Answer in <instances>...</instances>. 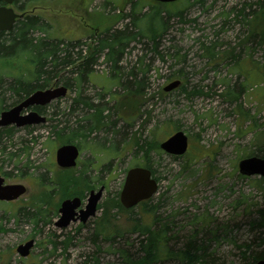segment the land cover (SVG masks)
<instances>
[{
  "label": "rangeland",
  "instance_id": "rangeland-1",
  "mask_svg": "<svg viewBox=\"0 0 264 264\" xmlns=\"http://www.w3.org/2000/svg\"><path fill=\"white\" fill-rule=\"evenodd\" d=\"M107 1L114 10L105 6V0H35L29 5L50 26L35 32L36 38L80 40L91 46L86 33L109 25L123 30L126 24L138 35L115 70L101 55L88 82L45 106V124L13 130L7 142L10 153L0 152V174L7 184L26 186V193L15 201H0V264H129L120 250L129 260L143 256L140 241L145 234L127 231L109 243L95 235V229L107 209L111 222L119 226L128 227L129 219L139 217L140 206L130 212L110 206L118 198L127 169L144 160L158 179L157 192L148 204L155 210L157 228L167 225L166 247L182 249L193 234L196 240H205V248L218 263L242 264L240 247L259 235L258 226L251 228V223L264 209V178H246L237 169L239 158H264V22H250L251 10L257 11L264 0H181L173 5L136 0L139 20L134 25L130 17H118L129 0ZM241 7L248 25L235 19ZM154 10L165 12V26L159 22L151 27L158 33L152 42L145 17ZM123 12H130L128 4ZM176 12L181 16H174ZM85 45L80 48L85 50ZM212 45L217 57L205 49ZM12 63L16 68L24 66L22 60ZM17 75L14 71L0 76V100L5 104L13 99L4 87ZM175 79L181 85L164 91ZM137 81L143 85L136 87ZM82 101L103 109V125L85 137L76 130L88 123L85 119L95 110ZM177 128L187 134L189 146L184 155L172 156L157 145ZM67 136L81 147L74 175L86 172V180L94 188L104 185V191L95 216L85 224L71 222L60 229L54 225L58 205L74 194L65 193L63 185L51 190L45 181L52 169L59 171L54 153ZM11 152L19 155L10 157ZM82 185L72 191L81 189L85 202L88 191ZM203 217L204 224L199 222ZM146 221L151 223L152 216ZM30 238L35 245L22 258L16 246Z\"/></svg>",
  "mask_w": 264,
  "mask_h": 264
},
{
  "label": "trees",
  "instance_id": "trees-1",
  "mask_svg": "<svg viewBox=\"0 0 264 264\" xmlns=\"http://www.w3.org/2000/svg\"><path fill=\"white\" fill-rule=\"evenodd\" d=\"M34 1L35 0H14L13 6L24 15L15 21L11 30L8 32H0V76L4 74L11 75L14 71L18 73L17 76L13 77L12 82L8 85L6 84V87H4L11 92L10 96L13 100L8 105L1 99L0 111L17 104L37 89H45L59 83L66 86L68 89L80 87V85L89 81V75L93 71V66L101 55L104 56L105 62L109 63L112 69L115 70L125 50L138 35L136 32L129 31L128 27H126L128 24H126L123 30H113L111 29L112 25H109L104 28L101 33L93 34L88 38L90 41L92 40V45H89L90 47L83 44L80 40H68L64 42V40L51 37L36 38L34 37L35 32L47 30L50 26L45 23L44 19L39 14L33 13L32 7H29ZM128 3L130 12L118 14V17H130L133 19L134 25L139 20V18L136 17L139 13L137 12L138 2L136 0H129ZM107 5L110 6V3L105 2V6ZM111 8L114 10L113 6ZM152 9L153 7H151V10ZM155 10L153 12L149 11L150 13L145 17L147 30L151 32V36H148V38L152 42H155L158 33L157 31H152L151 27L153 28L154 24H159V22L160 25L164 24L165 26V20H163L164 18L162 19L163 11L154 13ZM243 11L244 8L236 11L235 19H238ZM251 12V23L256 24L255 22L257 20H261L259 23L264 22V2L259 3V9L257 11L251 10ZM173 15L181 16L180 12L173 13ZM245 16L246 14L242 15V17ZM87 17L90 18L89 15H87ZM160 18L161 20H159ZM241 18L239 22L242 24L245 22V24L248 25V21ZM94 19L96 20L97 17ZM134 20H136V22ZM82 45H85V50L80 48ZM213 47L212 45L205 49L207 53H209V56L215 57L216 55L217 57V52L214 51ZM19 60L24 62L23 68H16L17 65L12 63L18 62ZM25 68H28V70ZM7 69H10L9 73H6ZM141 85L143 84L137 81L135 86L140 87ZM137 91L136 89L135 93ZM79 95L80 92L78 96ZM81 103H83L85 107L88 106L95 110L94 113L90 114L89 117L91 118L85 119L88 123H84L85 126H79L76 130L77 134L85 137L86 133H90L94 129H99L103 125V118L101 116V110L103 109L96 108L97 106L87 101H82ZM240 113L245 116L244 112L240 111ZM12 133L13 129L11 127L0 130V152L4 155L9 152L7 151V142L11 141L13 136ZM64 139V143L74 142L71 136H67ZM137 145L140 147L138 141ZM258 147L261 148V146ZM26 148V146L23 147L20 152H24ZM18 155L19 153L11 152L10 157ZM143 165L153 172L147 160H145ZM74 172L75 169L59 170L57 173H54L53 181L58 186L63 185L62 187L63 189L65 188V193H70L71 191L74 195L79 194V196H82L83 191H81V189L72 191V188L83 184L84 190H87L92 188L93 185L89 180H86V172H83L80 176H75ZM111 202L110 208L117 207L118 210L125 212H130L132 210L124 209L117 197L112 199ZM148 203L149 200L140 202L137 205L140 206L139 217L136 219H129L131 223L128 224V227L112 223V218L110 219V215L108 214L109 210L107 209L99 219L100 225L98 224L99 226L96 227L95 235L101 234L107 242L112 243L114 237H121L127 231H138L141 235L145 234L146 239L144 240L146 241H140V249L144 253L143 256L141 255L138 259L129 260L126 252L120 250L123 259L129 264H144L164 259H176L177 264H222V262L218 263L216 257L205 248V240H196L193 234L188 237L187 243L182 249L177 251L169 250L166 247L168 240L166 236L169 232L166 227L167 225H161L157 228L155 210H153V207ZM257 214L258 217L251 223V228L257 225L260 232L259 235H254L255 237L249 242L250 244H245L243 248L240 247L242 264H253L256 260L264 259V209L259 210ZM35 216L36 215L33 213L32 218H35ZM150 216H152V222L148 223L146 218H150ZM199 222L204 224L207 222V218L203 217ZM203 226L204 225H202V227ZM209 231L212 232L211 229ZM212 238H216L214 233Z\"/></svg>",
  "mask_w": 264,
  "mask_h": 264
},
{
  "label": "water",
  "instance_id": "water-1",
  "mask_svg": "<svg viewBox=\"0 0 264 264\" xmlns=\"http://www.w3.org/2000/svg\"><path fill=\"white\" fill-rule=\"evenodd\" d=\"M162 3L173 2L176 0H155ZM1 2L4 3L1 5ZM13 0H0V32L8 31L12 28L16 17L13 8L9 7ZM180 84L179 80L170 82L164 87V91H170ZM65 86L48 88L44 90H36L21 101L16 106L0 113V127L14 125L15 127H23L26 125L43 124L46 118L40 115L37 111H29L26 114H21L24 109L31 106H44L54 99L65 96ZM159 147L169 155H182L187 149V136L181 130L175 131L165 140ZM79 155V150L75 144H63L55 151V161L60 168H72L76 166V160ZM239 172L243 175H261L264 176V159L257 156H250L241 159L238 162ZM3 178L0 176V200L11 201L23 195L26 191L21 184H3ZM157 181L152 177L151 171L148 168L135 166L129 168L126 172L124 182L119 193L120 204L126 208H132L139 202L151 198L157 191ZM104 187L101 186L97 191L91 190L87 197L86 203L82 209L76 211L80 206V198L73 197L64 199L60 207L59 218L55 225L59 228L66 227L71 221H81L85 223L90 217L96 214L97 204L102 196ZM33 240H29L24 244H20L16 248V252L26 257L31 247ZM255 264H264V259L258 260Z\"/></svg>",
  "mask_w": 264,
  "mask_h": 264
},
{
  "label": "flooded vegetation",
  "instance_id": "flooded-vegetation-1",
  "mask_svg": "<svg viewBox=\"0 0 264 264\" xmlns=\"http://www.w3.org/2000/svg\"><path fill=\"white\" fill-rule=\"evenodd\" d=\"M245 7H246V6H245ZM242 8H243V7L239 8L238 10H241ZM238 10H236V11H238ZM236 11H235V12H236ZM242 15H245L244 11L239 15L238 18H241ZM244 24H245V22H244ZM35 109H36L35 107L31 108V110H35ZM37 110H38L39 113H41V114L43 115L44 107H40V108L38 107V108L36 109V111H37ZM4 128H7V127H4ZM8 128H10V127H8ZM11 128H12L13 130H14V129H17V127H14V126L11 127ZM26 128L29 129V128H31V127H22V129H26ZM1 129H3V128H0V130H1ZM80 152H81V150H80ZM53 173H54V170L52 169V176H53ZM0 175H1V174H0ZM4 175H5V174H4ZM1 176H2V175H1ZM2 177H3V176H2ZM3 178H4V177H3ZM51 180H52V181H51ZM45 182H47L48 186H51L50 189L55 190V189L57 188V187H56V188L53 187V185H54L55 183H54L53 179H51L50 177H49V178L47 179V181H45ZM101 186L104 187V185H100L98 188H100ZM94 187H95V185H94ZM94 187H93V188H89L88 190L91 191V190H97V189H98V188H94ZM53 188H54V189H53ZM103 190H104V189H103ZM74 196H76V195H74ZM74 196H67L66 198L74 197ZM79 197H80V196H79ZM66 198H64V199H66ZM80 198H81V197H80ZM80 200H81V202L83 203V201H82L83 199L81 198ZM82 203H81V206H82Z\"/></svg>",
  "mask_w": 264,
  "mask_h": 264
}]
</instances>
